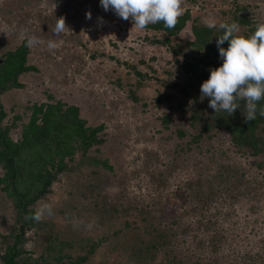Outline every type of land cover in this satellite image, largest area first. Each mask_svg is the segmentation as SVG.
Segmentation results:
<instances>
[{
    "label": "rangeland",
    "instance_id": "1",
    "mask_svg": "<svg viewBox=\"0 0 264 264\" xmlns=\"http://www.w3.org/2000/svg\"><path fill=\"white\" fill-rule=\"evenodd\" d=\"M183 7L200 22L211 18L217 25L234 8L247 7L254 22L264 23V0H184ZM60 17L70 31L54 35ZM132 27L131 18L104 11L100 0H0V54L25 38L39 40L29 44L28 56L37 71L20 77L23 88L2 96L6 122L22 116L12 137L28 120L27 108L50 102L51 95L78 107L87 126H103V143L94 148L112 167L84 165L83 181L74 173L58 176L36 205V211L51 207L41 219L48 231L27 233L23 257L66 254L65 261L76 260L90 241L99 245L83 264H264V155L241 152L215 130L194 142L191 99L164 84L182 82L176 56L152 43L150 30ZM50 40L55 49L48 48ZM189 40V26L174 38L181 45ZM91 169L98 171L93 179ZM95 181L90 192L85 185ZM12 223L11 202L0 192V248ZM126 223L127 230L116 234ZM153 229L167 235L168 256L145 261L130 255L133 236L127 233Z\"/></svg>",
    "mask_w": 264,
    "mask_h": 264
},
{
    "label": "trees",
    "instance_id": "2",
    "mask_svg": "<svg viewBox=\"0 0 264 264\" xmlns=\"http://www.w3.org/2000/svg\"><path fill=\"white\" fill-rule=\"evenodd\" d=\"M245 11L246 14H243ZM223 14L225 16L226 13ZM228 17L224 22L238 23L240 35L245 37L252 35L258 24L247 13V7L234 8ZM188 26L192 40L182 45L175 43L174 38ZM147 29L154 33L152 43L170 48L177 58V76L182 82L178 85L167 82L164 84L172 90L179 88L182 98H190L192 101L191 106L187 105L190 110L189 125L195 130L191 139L198 142L203 134L215 130L228 138L241 152H248L253 156L264 155V117L259 115L260 108L264 107V100L258 103L256 119L247 122L243 115L246 103L243 100L238 101L240 106L231 116L224 111L215 113L208 107L209 98L200 100V86L209 78V70L222 65L216 46L217 38L223 34L219 25L208 28L199 18H193L190 11L186 10L174 28H165L161 22L150 24ZM221 47L227 49V42ZM28 56L29 42L26 38L14 49H7L0 54V192L11 202L13 209L12 226L8 235L2 236L0 264H83L95 252L99 243L93 242L90 245L89 241L88 252L76 260L65 261L70 258L66 254L51 255L49 258L41 256L40 261H27V258L23 257L29 253L25 249L28 242L27 233L31 230L34 234L48 231L45 221L37 222L26 217L35 214L37 203L51 193L52 185L60 174L74 173L78 178L81 176L79 180L83 181L81 168L84 165L110 172L112 170L106 159L97 157L98 149L94 148L103 143L99 135L103 131V126H87L86 121L80 116L78 107L54 100L51 95L50 102L33 104L27 108L30 111L28 120L20 124L18 137L15 139L12 137L13 131L19 127L18 122L22 120V116L18 113L13 116L10 123L6 122L8 112L2 96L14 89L23 88L19 81L20 77L37 71L36 67L29 64ZM137 75L141 76V73L137 72ZM130 92V98L138 102L135 94ZM165 97L167 100L173 98L170 95ZM157 102H160L159 98ZM178 134L180 137L186 135L183 131H179ZM93 148L95 154L91 155ZM77 154H80L79 160H75ZM259 167L264 169V163H260ZM96 174L98 171L93 169L89 172L92 179ZM96 185L98 186L95 181L86 183L85 187L94 192ZM113 210L115 213L118 212L116 208ZM95 213L97 215V210ZM126 228L128 223L115 233L124 232ZM127 235L133 236V249L130 253L133 257L153 261L157 254L164 253L168 256L167 235L161 229L143 230L142 234L131 232ZM48 251L57 252L53 247H49ZM167 260L170 261L168 258ZM169 264H172L171 261Z\"/></svg>",
    "mask_w": 264,
    "mask_h": 264
},
{
    "label": "clouds",
    "instance_id": "3",
    "mask_svg": "<svg viewBox=\"0 0 264 264\" xmlns=\"http://www.w3.org/2000/svg\"><path fill=\"white\" fill-rule=\"evenodd\" d=\"M184 0H100L104 11L109 8L123 19L131 18L133 27L137 31H144L150 24L163 23L165 28L176 26L184 13ZM91 19V13H86ZM203 23L208 28H215L217 21L206 18ZM132 27V28H133ZM223 34L217 38L216 46L222 59L220 67L210 69L209 78L200 86V100L209 98L208 107L215 113L224 111L231 116L238 108V101H245V121L256 119L258 103L264 100V23L255 26L252 35H240V26L236 22L219 24ZM54 35L70 31L65 18L56 19ZM29 44L39 43L36 37L29 39ZM227 42V49L221 47ZM48 48L55 49L58 45L48 41ZM264 117V107L259 110ZM45 212L51 215V207L42 205L35 214L27 219L39 222Z\"/></svg>",
    "mask_w": 264,
    "mask_h": 264
}]
</instances>
